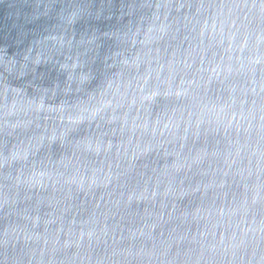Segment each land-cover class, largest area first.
Listing matches in <instances>:
<instances>
[{"label":"water","instance_id":"1","mask_svg":"<svg viewBox=\"0 0 264 264\" xmlns=\"http://www.w3.org/2000/svg\"><path fill=\"white\" fill-rule=\"evenodd\" d=\"M0 264H264V0H0Z\"/></svg>","mask_w":264,"mask_h":264}]
</instances>
